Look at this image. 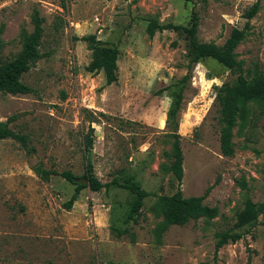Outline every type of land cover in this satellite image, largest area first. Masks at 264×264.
<instances>
[{
  "label": "rangeland",
  "instance_id": "rangeland-1",
  "mask_svg": "<svg viewBox=\"0 0 264 264\" xmlns=\"http://www.w3.org/2000/svg\"><path fill=\"white\" fill-rule=\"evenodd\" d=\"M256 1L0 0L4 60L20 52L36 10L45 29V57L23 76L33 93L0 95V123L13 118L11 129L28 137L27 146L0 141V264H264L263 216L215 254L217 234L234 229L247 196L264 204V105L252 104L250 125L242 134L235 129L234 155L223 156L216 87L235 76L208 59L195 65L177 123L167 125L169 88L188 73L189 41L181 32L150 38L147 31L151 19L189 27L195 13L199 40L221 46L233 28L245 27L243 14ZM91 35L120 52L119 81L101 91L104 73L87 71L93 52L82 38ZM236 54L247 77L264 78V0ZM174 134L181 136L184 196L213 186L205 204L219 216L159 233L157 198L178 187L170 171ZM87 161L103 183L131 175L141 182L149 196L136 222L126 223L129 191L86 188L68 209L75 186L34 171H71L79 179ZM115 228L129 232L117 237Z\"/></svg>",
  "mask_w": 264,
  "mask_h": 264
},
{
  "label": "trees",
  "instance_id": "trees-1",
  "mask_svg": "<svg viewBox=\"0 0 264 264\" xmlns=\"http://www.w3.org/2000/svg\"><path fill=\"white\" fill-rule=\"evenodd\" d=\"M202 4H208L209 0H199ZM262 0H257L249 9L244 12L246 24L243 29L233 28L229 37L223 45L215 42H202L199 40V18L194 13L193 20L189 27L174 25L172 23L163 24L158 20L151 19L148 24V34L153 38L160 31L181 32L187 36L191 51V61L188 66V73L179 83L171 86L170 97L171 106L167 112L166 124L177 123L179 113L182 110L183 94L186 90V83L191 79L195 65L203 63L208 59L215 60L224 68L229 70L235 78L232 81L224 82L216 87L215 102L218 107L220 124V149L223 156L232 157L235 153L233 139L235 129L238 127V134H242L252 122V104L262 103L264 105V78L260 75L248 76L243 66V62L237 59L236 50L246 40L251 20L258 14ZM33 30L24 31L21 40V50L17 56L11 60L3 59V43L0 39V95H28L33 93V89L23 82V76L27 74L37 63L45 57L42 53V43L44 38V18L39 10L32 16ZM1 36V31H0ZM91 44L93 59L87 71L92 74L104 73L105 85L116 84L119 81L118 59L120 52L117 46L99 40L96 35L82 38ZM13 118L0 123V141L14 139L23 146H27L28 137L15 132L9 126ZM93 123V121H91ZM93 133V129L91 131ZM93 134H88L85 139V149L89 151L93 145ZM179 134H174L173 142V163L170 171L177 181V191L173 195H162L157 198V206L164 221L159 228V233L167 231L172 226H186L192 221L203 219L211 223L219 216V209L205 204L206 198L211 193L213 186L209 187L204 195L185 197L181 189L184 178V155L181 147ZM86 172L83 178L87 183L76 182L78 177L71 171L59 174L53 170H45L42 167L34 169L35 173L43 180L49 181L52 176L61 175L66 181L75 186V192L71 199L65 204L66 208L71 209L79 199L80 193L90 188L93 192H100L103 189L110 190L124 189L130 192L132 200L126 223L136 222L142 213L144 201L149 196L144 190L140 181L134 175L119 181L117 178L109 183L101 182L94 174L92 164L86 162ZM240 185L241 182H239ZM245 187V185H244ZM264 217V204L255 203L248 195L244 210L238 215L234 229L217 234L215 244V254L228 244H235L242 240L247 232L242 229L253 228L260 223V217ZM240 230V231H239ZM113 232L117 237H122L129 232L128 229Z\"/></svg>",
  "mask_w": 264,
  "mask_h": 264
},
{
  "label": "water",
  "instance_id": "water-1",
  "mask_svg": "<svg viewBox=\"0 0 264 264\" xmlns=\"http://www.w3.org/2000/svg\"><path fill=\"white\" fill-rule=\"evenodd\" d=\"M76 182L80 183V184H85V183H87V179L86 178H79V179H76Z\"/></svg>",
  "mask_w": 264,
  "mask_h": 264
}]
</instances>
